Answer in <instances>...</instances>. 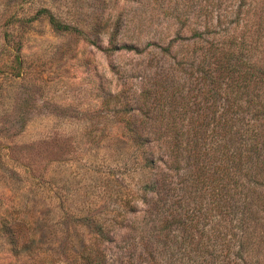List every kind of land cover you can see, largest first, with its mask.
<instances>
[{
    "label": "rangeland",
    "instance_id": "obj_1",
    "mask_svg": "<svg viewBox=\"0 0 264 264\" xmlns=\"http://www.w3.org/2000/svg\"><path fill=\"white\" fill-rule=\"evenodd\" d=\"M188 1L0 0V264H86L93 247L114 259L145 238L151 195L131 131L163 108L145 96L158 67L203 111L200 84L150 45L176 37L160 41L159 21Z\"/></svg>",
    "mask_w": 264,
    "mask_h": 264
},
{
    "label": "trees",
    "instance_id": "obj_2",
    "mask_svg": "<svg viewBox=\"0 0 264 264\" xmlns=\"http://www.w3.org/2000/svg\"><path fill=\"white\" fill-rule=\"evenodd\" d=\"M166 9L160 37L164 30L176 37L150 45L200 84L203 111L192 114L185 89L175 86L180 76L158 67L145 96L163 108L155 117L147 112L144 130L131 131L143 149L151 226L125 255L109 259L93 247L86 264H264V0H190ZM44 14L55 30H72ZM184 40L192 50L180 55Z\"/></svg>",
    "mask_w": 264,
    "mask_h": 264
}]
</instances>
